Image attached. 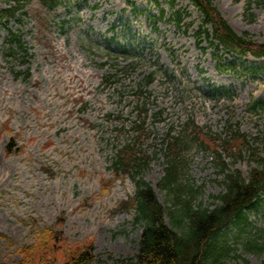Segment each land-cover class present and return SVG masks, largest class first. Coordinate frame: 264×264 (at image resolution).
I'll return each mask as SVG.
<instances>
[{
  "label": "rangeland",
  "instance_id": "rangeland-1",
  "mask_svg": "<svg viewBox=\"0 0 264 264\" xmlns=\"http://www.w3.org/2000/svg\"><path fill=\"white\" fill-rule=\"evenodd\" d=\"M16 2L0 0V9ZM20 2L21 14L0 23V264L19 262L47 226L70 242L93 239L96 264L134 256L144 227L135 220L136 178L154 187L173 225L175 192L159 185L173 157L169 133L192 136L197 126L222 149L237 125L249 145L222 149L230 169L248 177L264 159V109L251 107L264 99V57L214 49L191 0H62L52 10ZM213 2L238 34L264 43V0ZM10 31L22 34L28 56L8 54ZM197 138L183 151V190L213 207L224 173ZM128 143L139 166L116 175ZM248 215L244 231L232 224L221 235L236 248L229 264H264V252L243 242L264 235V200Z\"/></svg>",
  "mask_w": 264,
  "mask_h": 264
},
{
  "label": "trees",
  "instance_id": "trees-1",
  "mask_svg": "<svg viewBox=\"0 0 264 264\" xmlns=\"http://www.w3.org/2000/svg\"><path fill=\"white\" fill-rule=\"evenodd\" d=\"M61 1L41 0L49 8H55ZM191 1L203 14L204 33L209 39L218 42H211L215 49L223 46L227 51L240 54L252 52L257 56L264 55V43L256 42L248 35L237 34L214 5L213 0ZM22 6L18 0L17 5L0 10V21L17 16ZM208 25L211 26L212 32L208 31ZM6 42L10 48V56L16 57L19 51H23L24 55L28 54V47L20 33L10 31ZM149 78L150 82L152 75ZM252 108L255 111L264 109V100H254ZM195 128L196 136L187 133L167 134L168 149L173 157L168 160L165 175L159 185L175 192L176 209L170 210L173 225L166 221L167 208L159 200L152 185L143 177L136 178L134 175L135 220L144 225L139 250L134 256L115 259L113 264H229L228 259L236 248L229 244L226 237L221 236L222 230L234 224L240 231H244L252 224L248 211L258 208L264 200V159H257L256 166L252 168L249 176L245 177L241 170L230 169L222 158V149L243 152L249 145L246 133L237 125L230 124L227 138L221 141V149L217 143L218 139L197 126ZM142 130L138 129L140 134ZM197 137L202 146L213 149L218 155L224 173L225 190L218 195L219 202L213 207L195 204L193 196L185 195L183 190L186 185L181 178L183 151L185 146ZM7 149L12 151L11 147ZM137 154L138 151L132 143L125 144L113 161L115 174L133 172L139 166ZM139 158L145 159L143 156ZM110 183L111 181H105L107 186ZM64 220L65 218L59 217L57 225L62 226ZM243 242L246 251L264 252V235L261 231H257L255 236H248ZM21 253V260L15 264H96L98 260L93 239L70 242L64 230L55 226L37 230L35 243L24 246ZM244 264L250 262L245 259Z\"/></svg>",
  "mask_w": 264,
  "mask_h": 264
},
{
  "label": "bare ground",
  "instance_id": "bare-ground-1",
  "mask_svg": "<svg viewBox=\"0 0 264 264\" xmlns=\"http://www.w3.org/2000/svg\"><path fill=\"white\" fill-rule=\"evenodd\" d=\"M232 24V23H231Z\"/></svg>",
  "mask_w": 264,
  "mask_h": 264
}]
</instances>
